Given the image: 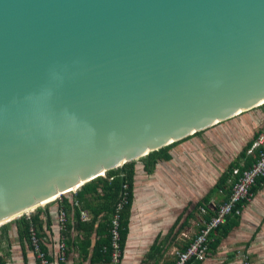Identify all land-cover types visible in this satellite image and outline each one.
Segmentation results:
<instances>
[{"label":"water","instance_id":"obj_1","mask_svg":"<svg viewBox=\"0 0 264 264\" xmlns=\"http://www.w3.org/2000/svg\"><path fill=\"white\" fill-rule=\"evenodd\" d=\"M263 104L264 0H0V226Z\"/></svg>","mask_w":264,"mask_h":264},{"label":"trees","instance_id":"obj_2","mask_svg":"<svg viewBox=\"0 0 264 264\" xmlns=\"http://www.w3.org/2000/svg\"><path fill=\"white\" fill-rule=\"evenodd\" d=\"M263 106L264 104L259 107ZM263 129L264 121L262 128H260V130L254 134L253 138L242 148L237 158L229 162L225 170L216 179L209 191L193 205L188 214L189 218L190 216L193 218L194 212L200 213V210L203 209V221L208 222L214 215V208L229 200L232 188L236 181V177L232 176V171L235 168L243 171L244 169L249 168L252 163L258 159L259 153L262 151L261 148L253 150L250 154H247V151L251 148L253 142ZM202 132L203 131L197 132L193 135H199ZM189 137L178 142H174L159 149L158 151L150 152L147 156L140 158L139 162L143 163L144 171L147 174H152L157 163L161 161H170L171 155L169 154V151L175 145L188 139ZM134 165L135 161L125 163L120 168L107 171L103 177L95 178L94 180L83 184L80 188L71 191H75L71 200L61 195L60 198L51 201V203L59 204L57 214L59 212H63L65 215V222L63 225H60V235L61 241L65 245L64 253L66 262L69 255L76 253L77 260L73 262V264H111L113 248L110 229L112 218L115 214H117L119 258L116 264H120L127 235L129 233V219L133 204V182L135 175ZM263 188L264 176L257 177L254 180V184L250 187V197L248 200L238 204L235 210L225 217L222 224L210 231L206 247L207 255L208 253L216 252L222 240L225 239L233 229L240 225L243 210ZM213 197L215 198L214 201H212ZM119 204H121V207L118 209ZM45 209L46 208H44V210ZM236 209L240 211L239 214H235ZM41 211V208H37L34 214L28 216L27 218L22 215L16 220L9 222L17 224L19 239L29 244L30 229H33L40 241V238H42L45 232L41 228L42 222L38 217ZM186 211L187 209H184V212ZM81 212H86L89 215V218L87 220H83L81 218ZM45 216L47 219L45 226L48 231L50 227L49 216L48 214ZM180 219L181 216L179 215L169 232H172ZM185 222L186 220H184L183 224ZM7 225L8 223L3 224L1 225V228H4L3 226L6 227ZM200 228L201 226H199L198 230H200ZM259 230L260 226L256 228L249 242L246 244V247H248L250 241L254 240ZM186 248L187 246L184 249ZM39 249L44 254L45 258L50 262L42 242H39ZM161 251L162 244L158 241L157 237L149 248L146 255L147 260L153 261V264H157L156 257L161 253ZM0 260L1 263L4 264L1 257ZM203 261L204 260L198 261L196 259H191L186 262V264H199ZM37 264H40L39 259H37Z\"/></svg>","mask_w":264,"mask_h":264},{"label":"crops","instance_id":"obj_3","mask_svg":"<svg viewBox=\"0 0 264 264\" xmlns=\"http://www.w3.org/2000/svg\"><path fill=\"white\" fill-rule=\"evenodd\" d=\"M240 115L241 114L237 116ZM235 117L225 122L231 121ZM222 123L216 124L214 126L220 125ZM232 125H234V121ZM193 136L197 135H192L188 139L192 138ZM221 140L225 145L233 143L232 139H230V141H228L226 138ZM250 140H248L241 147L240 151ZM175 146L173 148H175ZM226 149L227 148H225V150ZM238 154L233 156L231 161L237 158ZM171 161L172 160L161 161L157 163L152 174H147L144 171L142 162L136 164L135 161L133 204L129 219V233L127 235L120 264H153V261L147 260L146 255L150 246L157 237L158 241L162 244V251L156 257L157 264H172L174 262L176 252L182 251L181 249H184L196 235L189 236V229L192 227V224H196L199 228V223L204 220L203 216L196 214L197 212L193 213V218L191 216L189 218L188 214L193 205L209 191L215 182L201 195L191 196V192L194 188L199 187V183L196 182V186L192 185L189 178H181L177 181L173 180L172 177L174 175H177L178 177L180 175L174 174L169 169V167L166 166L170 164ZM164 170H168L169 172H164ZM142 172L144 173L143 175ZM137 173L141 176H138ZM139 177H141V179L138 181ZM213 199L215 198L213 197ZM58 206L59 204L54 203L53 209H51V207L46 208L45 210V207L41 208L42 211L38 215L40 218L39 220L42 222L41 228L43 231H45L39 242H42V245L45 247L50 262H54V256L57 253V245L61 242V226L58 222L57 216V208H59ZM247 207L243 210L240 225L233 229L230 234L222 240L216 252L208 253L206 259L199 264H264V256L255 258L254 261H250L248 259L249 262L241 263L242 252H246L248 254L247 250L249 247L253 252L255 247L260 245V243H264V238L261 236V233H263V227L261 224L258 225L260 226V230L255 236L256 239L260 240L255 241L259 242V244L254 243L253 245L246 247V244L249 242L251 236L255 232H251V226L248 224V222H251L250 217H252L255 213L254 210ZM184 209H187V211L184 212ZM201 213L204 214L202 211ZM46 214L49 216L50 223L48 231L45 226V222L47 220L45 216ZM179 215L181 216L180 221L174 227L172 232H169ZM184 220H186V222L183 224ZM3 227L4 228H1L0 226V257L2 258L4 264H37L36 254L32 250L30 244L31 242L28 244L25 241L19 239L17 233V224L14 222L8 223L6 227ZM198 228L197 233L199 231ZM249 230L250 234L248 233ZM261 254V252H258V256ZM76 260L77 255L76 253H73L72 255H69L67 263L73 264V262Z\"/></svg>","mask_w":264,"mask_h":264},{"label":"rangeland","instance_id":"obj_4","mask_svg":"<svg viewBox=\"0 0 264 264\" xmlns=\"http://www.w3.org/2000/svg\"><path fill=\"white\" fill-rule=\"evenodd\" d=\"M263 120L264 106L257 107L235 117L231 121L208 128L201 134L179 143L175 146V148L169 151V154L172 156V161L170 164L166 165L174 174L180 175V178L177 175H174L172 177L173 180L177 181L181 178H189L192 185L196 186V182L199 183V187L193 189L191 196L201 195L216 181L219 175L225 170L233 156L238 154L241 147L252 138L254 133L258 132L260 128H262ZM233 121L234 125H232ZM223 138H226L228 141L232 139L233 143L225 145L221 140ZM225 148L227 149L225 150ZM138 161L139 160L136 161V164L140 163ZM165 171L169 172L168 170H164V172ZM143 174L144 173L142 172V175ZM140 179L141 177L138 178V181ZM74 192H70L63 196L71 200ZM214 200L215 199L212 201ZM44 207H51V209H53L54 203H48L40 208ZM247 208H251L255 213L252 217H250L251 222H248L251 226V232L255 231L256 227L261 225L262 222L261 226L263 227V233H261V236L264 238V188L252 200ZM34 212L35 210L30 212L28 211L24 213L23 216L27 218L28 216L34 214ZM196 214L203 216V213L201 212H197ZM197 228L196 224H192V227L189 229V236L197 234ZM248 233L250 234V230ZM255 241L260 240L254 238V240L250 241L251 244L249 243V245H253L254 243L259 244V242ZM263 244L264 243H260L257 247H253V252L250 250L248 245V254L246 252H242L244 251L242 250L241 263L249 262V260L254 261L255 258L264 256ZM258 252H261L262 254L258 256Z\"/></svg>","mask_w":264,"mask_h":264},{"label":"built area","instance_id":"obj_5","mask_svg":"<svg viewBox=\"0 0 264 264\" xmlns=\"http://www.w3.org/2000/svg\"><path fill=\"white\" fill-rule=\"evenodd\" d=\"M261 148L262 151L259 153L258 159L252 163L249 168L240 171V169L235 168L232 171V176L236 177L235 184L232 188V193L229 200L219 206L214 210V215L210 221H201L199 226H201L198 233L194 236L193 240L187 245V248L182 251H177L175 254V260L173 264H186L191 259H196L202 261L206 259L207 256V244L208 236L211 230L215 229L218 225L224 222L225 217L235 210L236 206L250 197V187L254 184V180L257 177L264 176V129L253 142L251 148L247 151V154L252 153L253 150ZM121 204L118 205V209ZM202 212L204 210L201 209ZM240 211L236 209L235 214H239ZM58 222L63 225L65 222V215L63 212L57 214ZM81 218L83 220L88 219V214L86 212H81ZM110 234L112 237V261L111 264H116L119 258L118 250V215L115 214L111 221ZM30 242L33 247V251L36 254L37 259L40 260V264H68L65 260V245L61 241L57 245V253L54 262H49L44 254L39 249V239L36 236L35 230L30 229ZM0 264L1 260H0Z\"/></svg>","mask_w":264,"mask_h":264},{"label":"bare ground","instance_id":"obj_6","mask_svg":"<svg viewBox=\"0 0 264 264\" xmlns=\"http://www.w3.org/2000/svg\"><path fill=\"white\" fill-rule=\"evenodd\" d=\"M73 190H76V189H72L71 191H73ZM71 191H70V192H71ZM56 199H57V198H56ZM53 200H55V199H53ZM53 200H52V201H53ZM49 202H51V201H47V202L43 203V205H45V204H47V203H49ZM29 212H30V211H29Z\"/></svg>","mask_w":264,"mask_h":264}]
</instances>
